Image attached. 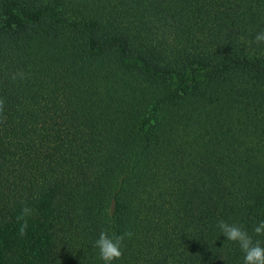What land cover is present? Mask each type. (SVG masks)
<instances>
[{
  "label": "trees",
  "instance_id": "16d2710c",
  "mask_svg": "<svg viewBox=\"0 0 264 264\" xmlns=\"http://www.w3.org/2000/svg\"><path fill=\"white\" fill-rule=\"evenodd\" d=\"M259 31L264 0H0V264H102L101 230L116 264H242L216 223L264 240Z\"/></svg>",
  "mask_w": 264,
  "mask_h": 264
},
{
  "label": "clouds",
  "instance_id": "9594fccd",
  "mask_svg": "<svg viewBox=\"0 0 264 264\" xmlns=\"http://www.w3.org/2000/svg\"><path fill=\"white\" fill-rule=\"evenodd\" d=\"M254 42L264 44V31H259L254 37ZM15 82V81H14ZM4 104L0 102V117L3 116ZM31 210L24 208L22 215L28 216ZM224 240L237 245L242 253V264H264V240L254 239L253 235L237 223H229L220 219L216 223ZM27 228V222L21 224L20 234H24ZM253 233L256 237L264 236V220L253 228ZM131 232H125L117 235L110 233L107 230H101L98 236L94 239L92 247L98 251L99 260L102 264H116L122 258L125 238H131Z\"/></svg>",
  "mask_w": 264,
  "mask_h": 264
}]
</instances>
